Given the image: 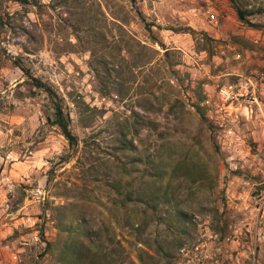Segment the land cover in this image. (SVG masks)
<instances>
[{"label": "rangeland", "instance_id": "obj_1", "mask_svg": "<svg viewBox=\"0 0 264 264\" xmlns=\"http://www.w3.org/2000/svg\"><path fill=\"white\" fill-rule=\"evenodd\" d=\"M23 1L1 7L0 264H264V90L259 107L219 95L264 74V14L254 28L229 0ZM16 61L64 98L78 145Z\"/></svg>", "mask_w": 264, "mask_h": 264}, {"label": "trees", "instance_id": "obj_2", "mask_svg": "<svg viewBox=\"0 0 264 264\" xmlns=\"http://www.w3.org/2000/svg\"><path fill=\"white\" fill-rule=\"evenodd\" d=\"M229 1L236 10L238 19L242 23L254 28L261 27V25L259 24L252 23L250 21V18L255 14H264V9H259L257 12H254L242 7L239 4L238 0H229ZM2 3L3 0H0V27H4L3 13L1 12ZM23 3L28 4L29 1L24 0ZM148 30L150 32H153L151 27H149ZM160 46H162V44ZM14 64L24 73L25 77L27 78V80L29 81V83L32 85L33 88L38 89L47 95L52 110L51 115L48 118L50 125L56 127L61 132V135L65 138V140L69 143L70 146L75 147L76 145H78V139L71 130L72 119L69 112L66 109L64 98L52 86L43 82L41 79L33 76L30 70L25 66H23L21 62L16 61ZM47 248H49V245Z\"/></svg>", "mask_w": 264, "mask_h": 264}, {"label": "built area", "instance_id": "obj_3", "mask_svg": "<svg viewBox=\"0 0 264 264\" xmlns=\"http://www.w3.org/2000/svg\"><path fill=\"white\" fill-rule=\"evenodd\" d=\"M213 19H215V17H212ZM258 82H261V89L264 90V74H257L255 79H246L244 81H237V82H228L227 84H224L220 87L219 89V95L221 97V100L224 102L225 105L229 106H234L235 103H239V102H245V103H252L257 105L258 107L260 106V100H259V95L257 94V87L255 85L258 84ZM232 193L230 191L226 192V199L227 201L230 202V200L233 198L234 195H231ZM263 196L260 192H257L256 195H253V199L256 202V206H255V211L258 213L257 218L255 219L257 225H259L257 227V232L256 235L258 237H260L263 232L261 229L262 223H263V209L264 208L262 205H258L259 201L258 200H263ZM258 199V200H257ZM248 232H250L249 230H247ZM237 233H235L234 238L231 236H228L225 239V242H234L235 238H237ZM218 253L221 252L222 249H215ZM214 250V251H215ZM184 253H186V251H184ZM253 255H255V252H253ZM187 256V254H186ZM218 254L215 252L214 257L211 256H207V258L209 259V263H203V264H224L221 263L219 261V259H217ZM189 263L191 261H188ZM202 264V263H200Z\"/></svg>", "mask_w": 264, "mask_h": 264}]
</instances>
